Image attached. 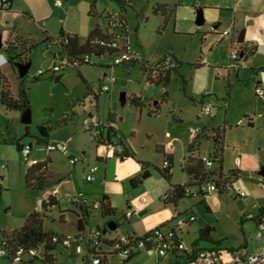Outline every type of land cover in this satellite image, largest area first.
Wrapping results in <instances>:
<instances>
[{
    "label": "rangeland",
    "instance_id": "obj_1",
    "mask_svg": "<svg viewBox=\"0 0 264 264\" xmlns=\"http://www.w3.org/2000/svg\"><path fill=\"white\" fill-rule=\"evenodd\" d=\"M57 1L10 0V2H14V7L11 12L6 10L2 12V20L0 21V33L11 30V26L6 23L9 22L10 25L15 24L20 28L26 36L32 37L41 43V45L40 43L37 44V51L34 53L32 64L26 77L28 102L32 114V122L28 126L34 132L38 125L40 126L38 123L39 116L49 113L44 107L49 95L58 113L65 108L69 110L68 103L75 104L74 111L77 127L80 126L82 119H87L90 125L92 122L91 117L87 114L92 104L90 100H94L93 96L90 95V90L93 89L98 92V82L96 80L97 76L102 75L103 71L98 63H104L112 67L113 60L116 57H121L120 53L105 54L102 57L93 56V62L97 63L95 66L88 67L84 65L81 67V69L93 72V87L86 80L84 74H82L83 79L80 78L76 69L72 67L65 68L62 81H55V78L49 79L51 71L38 76L37 80L34 79V75L39 69H47L50 65V52L52 50L53 52L61 50L60 46L53 42H47L45 45L43 41L45 31L54 37L61 32L76 34L80 42H84L89 30L96 22L101 24L103 21L106 22L104 16L106 11L120 10L118 3L113 0H60V5L57 4ZM154 1L132 0L127 14L130 26L128 48L131 52H136L139 58H147L153 64L163 60L165 55L175 53L179 60L182 61L180 73L184 75L188 85L184 87L182 79L178 75H172L168 84L150 85L141 74V65L137 63L128 67V60L126 59L115 70L117 82L114 87V97L109 100V95L104 94L99 102V107L102 116H105L111 108L119 116H123L124 119L117 121L119 128H121L130 144L135 147L138 156L150 160L153 164H160L163 160L161 153L156 150V144H159L164 137L176 139L172 181L177 182L182 178L180 163L186 153L183 143L185 142L186 144L187 140L191 138L194 129H200L201 149L205 153H209L213 149L214 141L212 136H216L218 141L222 135L224 136L225 144L228 147L227 164H232L233 162L236 153L235 146L242 148L246 143H251L252 145L259 138L260 132L258 130H248L245 116L247 114H258L263 107L262 100L256 96L254 80L257 79L261 85H264V0L260 6H257L256 1H252L253 7L251 8L254 10L252 17L249 18V13L246 14L245 10H242L239 15L241 18L244 17L249 23L250 31L248 36L256 45V53L248 56L246 61H243L240 57L235 66L236 70H229L227 66L223 65L225 58H228V49L226 50L224 46H218L217 44H213L215 50L212 53L215 56L217 55L215 59L209 58L208 65L203 67L194 66L201 56V34L199 32H190V28L193 27L194 31H210L215 23L222 22L219 27L221 29L224 26L223 20H211L209 17L205 18L204 15L205 23L197 26L195 22L196 14L194 13L196 8H193L190 4L189 6L184 5L187 2H192V0H183V6H176L171 19L164 25L161 14L155 15L152 12L151 8ZM164 1L169 2L172 7L174 3L181 2L180 0ZM203 1L206 0H200L199 2ZM226 1L222 0V3L224 4ZM230 1L235 5L237 0ZM10 2L9 0L7 3L0 0V8L8 9ZM243 4L247 8V2ZM223 12V14L228 13L227 10ZM137 26H139V40L135 32ZM158 26L162 27L161 33L156 31ZM232 38L233 47L238 48L237 44L234 45L235 36L233 35ZM227 40L228 38H225L220 43L222 45L226 44ZM48 44L52 45H49V51L45 52L44 50ZM31 48L32 45L29 44V39L25 40V58L28 57V50ZM203 48L204 52L207 53L211 50L212 44L211 46L203 45ZM43 52H45L46 56L43 55ZM217 58L218 60L221 58L223 63L216 65L214 61ZM165 71L160 70L162 76ZM158 75L157 71V77L153 81L157 82L160 79ZM12 85L15 87L14 82H12ZM7 89L11 93L9 83L7 84ZM134 92L140 95L143 100L141 107L143 110L142 119L138 117L139 107L132 106L130 101L122 102L121 100L122 93H126V96L130 98ZM203 94H206L204 101L205 105L210 106V111L203 113L200 120H198L197 116L201 113L200 111L203 107L199 100ZM155 102H157L156 105L159 109L157 111H155ZM150 108H152V114L149 115L147 111ZM178 118L180 120H177ZM10 119V111H6L0 106V147H4L3 130L12 131L15 129V123ZM242 121L243 124H241ZM22 125L21 122L20 127H23ZM132 126H134V131L136 132L134 138L130 136ZM203 127L205 132L202 131ZM205 136L208 138H204ZM27 138L34 140L32 136ZM14 154V158L9 161L11 177L6 176L3 180L0 178V228L4 230L18 229L22 226L27 214L36 207V191L26 188L23 170L19 173V165L23 169L26 162L21 153ZM119 176H121V173ZM158 183L168 185V182L159 173H151V176L145 179L144 184L130 190V193L139 195L144 191H148L152 197H156L157 192H159ZM241 185L243 183L234 184V190L238 191ZM86 190V193H83V198L87 199L90 208H93V202H100L103 193L102 188L95 184H88ZM232 195L231 190L226 194H220L218 190L209 192L206 202L211 208L210 212H207L204 205L199 202L198 196L185 200L186 205L192 207L195 211V216L198 217L197 222L194 225L192 224V226L191 224L181 225L183 243L188 250L190 243L196 237L194 234L195 230H197L198 226H205L206 224L216 227L217 236H224L223 230L229 234V239L223 241L224 244L235 245L242 240L239 223L241 216L239 204L241 201L237 198L234 200ZM156 200L159 210L153 211L152 214L155 216L166 214L167 219L165 220L170 221L172 226H177L179 220L175 218L173 208L169 206L161 208L159 198ZM242 200L246 204H250L252 197L246 196ZM99 213L100 209L94 210L92 215L98 218ZM187 214L189 216L191 213L188 212ZM115 216L118 221L127 224L124 219H121L122 209L118 210ZM91 223H94L93 218ZM70 224L71 222L68 223L66 228L68 233L73 232ZM54 227L59 231L62 230L58 222H54ZM167 255L158 264H167ZM27 257L28 255H25V258ZM62 259L63 257H59L57 264H61ZM42 263L41 258L35 259L34 264ZM0 264H7V260L0 259ZM13 264L20 263L14 262ZM134 264H157L156 256L143 252V254L138 256Z\"/></svg>",
    "mask_w": 264,
    "mask_h": 264
},
{
    "label": "crops",
    "instance_id": "obj_2",
    "mask_svg": "<svg viewBox=\"0 0 264 264\" xmlns=\"http://www.w3.org/2000/svg\"><path fill=\"white\" fill-rule=\"evenodd\" d=\"M181 2H177L173 4V7L170 6L169 2L164 0H155L152 4V12L155 15H160L162 17V21L167 23L171 19L172 15L174 14V9L176 6H183V0H180ZM200 0H192L190 3H186L184 5L189 4L196 8V11L200 8L203 9V14L205 15V18H210L211 20L215 21H224L223 28H219L222 25V22L215 23L212 26V30H197L193 27L190 28V32H199L201 34V56L197 61L200 60L201 57H204L207 61V64H203L202 66H194L195 67H203L205 65H208L209 58L215 59L217 55L215 56L212 52H214L213 44H217L218 46H224L226 50H229L230 45L232 44L231 40L233 38L227 40L226 44H221L220 42L223 41L225 38H220L221 32H223L225 29H228L232 27L233 35L235 36V41L238 43L237 45L239 47H242L245 50V54L243 52H240V57L243 59V61H246L248 56L253 55L256 53V45L254 44L253 40L250 38L249 31V23L248 21L243 17L241 18L239 15L241 11L245 10L246 14H248L249 18L252 17L254 14V10L251 8L253 5L251 4L252 1H256L257 6H260L263 3V0H237L235 5L232 4L230 0H227L224 4L222 3V0H206L203 2H199ZM208 1V2H207ZM10 2V1H9ZM149 2V0H148ZM244 2H247V8L244 7ZM7 3V2H6ZM132 3V1H131ZM131 3L129 6L126 7V9L123 11L122 18L124 20V32L125 37H129V22L127 18V14L129 12V7L131 6ZM264 5V4H263ZM14 7V2H10V6L8 9L0 8V21L2 20V12L5 10L8 12H11ZM228 7V8H226ZM156 8V12L153 10ZM192 8V9H193ZM227 10V14H223ZM115 11V10H112ZM196 11L194 12L196 14ZM31 17V16H30ZM8 26H11V30H6L2 33H0L1 39H2V48L0 49V53H3L5 56L8 57V64L3 65L0 68V91L2 89H5L7 87V84H10L11 89V96L16 99L18 97V85L19 82L23 79V81H26V77L20 78L19 73L17 70V67L13 64L14 62H26L28 60H32L34 57L35 51H37V47L40 42H37L34 38L26 36L23 31H21L20 28H18L15 24H11L9 22H6ZM205 23V22H204ZM96 24H100L105 26V21L101 23L96 22ZM198 26V25H197ZM201 26V25H200ZM94 27V25H93ZM92 27V28H93ZM138 27L135 28V32L137 34V38L139 40L138 36ZM91 28V29H92ZM90 29V30H91ZM89 30V32H90ZM157 33H161L162 27L158 26L156 29ZM241 31H244V39L242 42H238V37ZM47 32V31H45ZM88 32V34H89ZM48 33V32H47ZM49 34V33H48ZM29 39V44L32 45V48L28 50V57L25 58V40ZM87 39V38H86ZM80 41V40H79ZM85 42V41H84ZM45 45L47 44L44 42ZM83 43V42H81ZM211 50H209L207 53L204 52L203 45L211 46ZM41 45V43H40ZM49 45L48 44L46 49L44 50L49 51ZM9 46V49L15 50V56L17 58H14L11 60L9 58V52L5 50V47ZM14 47V48H13ZM43 47V46H42ZM12 51V50H11ZM45 52H43V55H45ZM59 53V51L53 50L50 52V58L51 63L47 67V69H43V71L46 73L47 71H50L52 67L58 63L57 55L55 54ZM204 55V56H203ZM46 56V55H45ZM166 57H171L173 60L179 61L180 65L178 67V72H171L170 79L172 75H178L180 73V68L182 66V61L179 60L178 56L173 54H167L164 56L163 60L166 59ZM20 58V59H19ZM46 59V57H44ZM221 60V58H219ZM0 60H2V57L0 56ZM163 60L151 63L149 59L139 58V56L135 55L133 58L127 61V66H134L135 64L139 63L141 66V74L146 78L148 71L143 72L142 67L143 64L141 62L146 63V67H152ZM218 58L214 61L216 65H220L223 63V65L227 66L229 70L234 69L236 70V67H228V60L225 58V60L222 62ZM241 61V60H240ZM123 63V62H122ZM121 63V64H122ZM116 65L113 68V72L115 73V70L121 65ZM88 67H92L95 65L90 64H84ZM78 67L76 69V72L78 71L81 74H84L86 77V80L91 83V87H93V72H90L87 69H81L82 66ZM99 67L103 69L102 75L97 76V82H98V92H95L92 88L90 90V95L93 96L90 100L91 108L88 112V116L91 117L92 112H95L96 110L99 113L101 125L100 126H107L111 125L115 127L118 130V133L120 137L122 138V142L124 143L125 147L133 153L134 157H125L120 158L119 154L121 152H118L116 149H113L111 147H108L107 145L103 143H98L94 138L93 134L97 131V128L92 125V123H88L87 119H82L80 126L77 127L76 125V114L74 111V105L68 103V109L66 108L60 111L59 113L53 106V101L51 100V96H48V101L46 104H44L45 109L49 111L48 114H43L39 116L38 123L40 125H46L47 127L51 128V132L49 135L48 142H64L67 145V151L62 152L60 150H52L47 151L45 148V143L39 142L38 139H36L34 136L37 135V129L36 131H32L30 128V135L25 136L26 127L29 124H24L22 122V114L23 112L19 109L15 108H7L1 101L0 106H2L6 111H10V116L12 121L15 123V129L14 130H3L2 138L4 142V147H0V178L3 180L6 176L9 178L11 177L10 172V164L9 161L14 158V153H21V150H18L16 147V142L19 141L21 144V147L24 145L29 144L31 146L28 160H25L24 155L22 154L26 165L23 167V169L19 165V173H21V170L23 175L25 176V186L26 188L32 189L36 191L35 198L37 199L41 195H47L52 192V190L56 189L58 192L56 195L51 196L54 200V205L48 207V210L46 212L47 216L44 220V229L45 230H53L57 234H76L78 232L77 230V220L79 217L82 216V209L78 204L73 203L70 199L66 198V193H76L77 191H82L83 193H86V188L88 184H95L96 186H101L102 188V196L104 194L108 195L111 206L114 208V214L111 216H103L101 213V207L100 202L102 199V196L100 198V202L98 203L99 206L96 208H90L89 203L87 202V199H85V205L87 207L88 211V218H87V225H85V228H102L107 225V223L110 220H115V222L118 223V226L115 230L107 231V234L109 237H114L121 233H129L136 236H143L147 232L157 228L162 227L164 230L170 229L172 227V224L170 221H166L167 215H153L152 212L155 210H159V207H157V198H159V201L161 203V208H167L172 207L173 212L180 211L181 215L185 218L189 217L191 214L195 215V211L192 207H188L186 205L185 200L188 198H193L198 196L199 202L201 203V196L196 194L197 186L191 185L189 189L193 192V196L183 198L180 200L176 205L172 203H165L161 200V193L162 196L164 193L168 190L170 187V183H179L184 184L190 181V176L183 170V160L188 155V146L192 142L193 138L195 136L198 137L197 139V145H195V151L192 156H196L198 153L201 155H214L216 162L215 165L220 164L221 172L224 174V176L228 179V181L233 185L234 184H240L243 183V185L240 186V189L238 192H244L243 196H240L238 194L232 195L233 199L241 201L240 205V230L242 235V240L238 244H224L223 241L229 239V234L223 230L224 236H217L216 233V227L211 224H206L205 226H198L197 230H195V239L190 243L189 250L185 246L184 251H170L167 253V264H202L200 261H196V255L198 251L201 249H211L215 252H217L220 256V258L227 263L232 264L233 263V256L234 253L238 252L241 254H250L257 250L258 248V242L254 238V232L257 227L258 221L262 216L257 215V211L261 206H264V175H261L260 172L264 169V104L262 102V109L261 112H258V114H247L245 117L247 119V126L248 130H258L260 132L259 138L251 145V143H246L242 148H239L238 146H235L236 153L233 158L232 164H227L228 162V156H227V149L228 147L225 144L224 136L222 135L221 138H219V141L216 136H212L213 138V149L209 153H205L201 149V142H200V129H194L191 138L187 140L186 144L183 143V147L186 149V153L182 158V161L180 163V169L182 173V178L174 182L172 181V178L170 181L166 180L160 172L155 168L162 167L163 161L166 158V154H170L172 156V177H173V168H174V157H175V140L172 137H164L162 141L159 144H156V150L157 152H160L162 155V162L160 164H153L150 160L144 159L142 157H139L136 153L135 147L130 144L128 139L125 137L123 131L121 128H119L117 121L120 119H124L123 116H119V114L110 109V111L105 115H101L99 102L104 94L109 95V100L114 97V87L117 82V78L115 83L113 84L112 88L108 92H100V87L105 82V78L107 74H109L112 71V67L104 64V63H98ZM7 66V67H6ZM240 66V65H239ZM241 67V66H240ZM5 69V70H3ZM42 70V69H39ZM38 70V71H39ZM65 71V70H64ZM29 73V72H28ZM38 73V72H37ZM35 74L34 79H38L39 75ZM181 74V73H180ZM79 75V73H78ZM183 75V74H181ZM42 76V75H41ZM58 76H60L59 79H56ZM83 76V75H82ZM179 76V75H178ZM184 76V75H183ZM80 77V76H79ZM51 78H55V81H62L63 78V72H57V73H51ZM81 78V77H80ZM185 78V77H184ZM83 79V78H82ZM170 79L167 83H164L161 80H158L157 82L148 81L150 85H161L162 84H168L170 82ZM255 81V87L257 84H260L259 80ZM12 82H14L15 87L12 85ZM160 82V83H159ZM188 85V81L186 83V86ZM184 86V85H183ZM185 86V87H186ZM264 86V85H262ZM28 95V94H27ZM206 94H203L205 96ZM257 96V95H256ZM201 97V99H202ZM135 98L138 99L140 106H136L131 103V99ZM205 98V97H204ZM204 98L202 99V102H199L203 105L201 108V113L198 114V120H200L201 116L204 112V106L205 101ZM200 99V100H201ZM199 100V101H200ZM134 107H139V118L142 119L143 116V110H142V97L138 95L136 92L132 93L130 98L126 96V101L129 102ZM81 103V102H80ZM84 104V102L82 101ZM157 102L154 103L156 105ZM156 105L155 111L159 110ZM147 113L150 115L152 114V108L148 109ZM177 120H180L179 118ZM22 122V126L20 127V124ZM31 122H32V114H31ZM243 124V121L241 122ZM39 126V125H38ZM89 126V128H87ZM205 128L203 127L202 131H204ZM134 126H132L130 130V136L134 138L135 135ZM169 133V132H167ZM195 134V135H194ZM34 137V140L29 139L27 137ZM150 138V136H149ZM208 138V137H204ZM169 140H173L174 142V148L172 150L166 149V143ZM47 142V143H48ZM159 150V151H158ZM71 156H79L80 161L76 164H71L69 161V157ZM138 161L147 162L150 163L148 166H142ZM135 162V163H133ZM3 163H6V168H1V165ZM90 165H96L97 171L95 172V178L92 182H86L85 181V173L88 170V167ZM28 167V168H27ZM153 167V169H152ZM145 171L149 173V175H145ZM121 173V176H119ZM151 173H159L164 180L168 182V185H164L161 183H158L157 187L159 188V192H157L156 197H152L148 191H144L139 195L130 193V190L135 189L142 184H144L145 179L149 178L151 176ZM27 176H28V183L29 186H27ZM139 177L141 179V182H139L136 186H133L131 183V179ZM247 186V187H246ZM248 188V189H247ZM249 190V192H248ZM219 192V191H218ZM220 194H226L227 191H220ZM250 193V194H249ZM246 196L252 197V202L250 204H246L242 198ZM207 196L205 197L206 200ZM71 202V203H70ZM97 203V202H93ZM36 204V201H35ZM203 204V203H202ZM207 204V202H206ZM204 205V204H203ZM208 208L205 207L207 212L211 211L210 206L207 204ZM133 207H137L141 210L140 215L134 216L131 218H126L124 216V213L127 209ZM251 207V208H250ZM100 209L99 217L92 215V212L94 210ZM122 209V218L127 223H121L118 221L115 217L116 212L118 210ZM34 210H37V207H34ZM30 211L27 216L32 212ZM124 211V212H123ZM169 212V211H168ZM188 212L191 214L188 216ZM26 216V217H27ZM93 216V217H92ZM25 217V219H26ZM92 218L94 219V223H91ZM24 219V220H25ZM198 220V217L196 216L195 221L187 223L188 225L196 223ZM166 221V222H165ZM54 222H58L59 226L62 230H57L54 227ZM71 222V228L73 229L72 233L66 232V228L68 227V223ZM125 225V226H124ZM211 226L213 227L212 232L209 235V238L201 239L199 238L200 230ZM237 226V225H236ZM21 227V226H20ZM123 227V228H122ZM125 227V228H124ZM1 229V228H0ZM122 229V230H121ZM4 230V229H2ZM177 230V237L179 240L183 242V229L180 227L176 228ZM7 232H10L12 230H5ZM250 236V241H249ZM147 253L149 255H155L157 264L158 262H162L165 257L158 256L155 252L149 251V250H141L134 255H132L129 259L122 260L117 255H112L108 257L106 264H134L141 254ZM49 253H52L55 257V264L58 263L59 257H63V261L61 264H85L83 255H77L72 256V252L70 249H62L59 246H56L52 251H49ZM76 255V254H75ZM193 255V256H192ZM166 256V255H165ZM0 259L7 260V264H13L14 262H10L7 258L0 257ZM38 259V258H37ZM24 263L20 264H34L35 259L32 260V258H25ZM17 263V262H16ZM43 264V263H42ZM86 264H92V263H86Z\"/></svg>",
    "mask_w": 264,
    "mask_h": 264
},
{
    "label": "built area",
    "instance_id": "obj_3",
    "mask_svg": "<svg viewBox=\"0 0 264 264\" xmlns=\"http://www.w3.org/2000/svg\"><path fill=\"white\" fill-rule=\"evenodd\" d=\"M7 2L8 0H1ZM57 4H61V1L58 0ZM106 22L105 26L109 29L110 36L107 38H103L102 40H97V42L104 47L105 49H111L115 53H120L121 57H116L113 60L112 71L107 74L105 78L104 84L100 87V92H108L111 90L113 84L116 81V75L113 72V68L116 65L121 64L124 60H130L135 55L138 54L136 52H131L128 48V39L125 37L124 32V20L122 18V13L119 10L115 11H106L104 13ZM233 33L232 27L225 29L221 34L220 38H229L231 39V35ZM232 42V40H231ZM238 44L234 41V45ZM240 47H233L231 44L228 50V67L232 68L236 66V63L240 59ZM58 63L55 64L52 69H50L51 73H57L60 71H64L65 68L72 67L78 68L82 64L92 63L93 55L87 53L81 56L69 55L62 50L59 51L57 55ZM200 63L207 64V61L204 57L201 58ZM176 65L175 60L171 57H166L165 60L161 62L159 66H152V71L148 73L147 79L148 81H153L156 78V73L159 69H169ZM39 76L44 75L45 72L43 70H39L37 73ZM255 93L257 97H259L264 104V87L262 85L257 84L255 87ZM210 111V106H204V112ZM91 123L94 127H101V121L98 111L91 113ZM98 131V130H97ZM195 135V134H194ZM166 149L172 150L174 148L173 140H169L166 143ZM108 147L116 149L118 152H122V146L118 144H109ZM45 148L47 151L52 150H60L62 152L67 151V145L64 142H48L45 144ZM31 146L29 144L21 147V152L24 155L25 160H28L29 152ZM202 160L206 169H212L215 164V158L212 156L204 155L202 156ZM69 161L71 164H76L80 161L79 156H71L69 157ZM168 159L165 158L163 161V166L168 165ZM6 163L1 165V168H6ZM96 165H90L88 170L85 173V181L92 182L95 178V172L97 171ZM220 186L226 188L228 191L237 192L238 195L243 196L244 192L234 190V187L231 183L224 182V179H220V185L216 183V181H211L207 184L204 189L205 195H209V192L220 189ZM57 190H52L51 193L47 195H41L36 199V207L37 209H41L42 206L49 200V198L53 195L57 194ZM66 198L70 199L73 203L78 204L79 206L85 205V199L83 198V192L77 191L76 193H66ZM98 203H94L93 207H98ZM141 210L137 207H131L127 209L124 213L126 218H131L134 216L140 215ZM175 218L179 220V224L177 226H172L168 230H164L162 227H157L143 236H136L129 233H121L114 237H109L107 232H104L102 228H85L81 234H55L52 236V242L59 243L63 246L70 247L72 243H75L80 240V243L76 246V251L86 255L89 251H92L91 255V263L92 264H100L104 259L108 258L107 253H113L119 256L122 260L129 259L135 253L141 250H149L155 252L158 256L163 257L167 255L170 251H184L185 244L176 238L174 230L181 225L187 224L189 222H193L196 219L194 214H191L189 217H183L180 212H175ZM254 238L258 242V248L256 251L250 254H241L234 253L233 263L232 264H264V218L258 222L257 227L254 232ZM104 242L110 243L109 248H105ZM9 243L6 239L0 240V257H4L9 259L12 262H25V255H28L29 258H34L38 256L40 253L39 247H25L18 246L16 249H11L9 247ZM105 246V247H104ZM196 261H200L202 264H230L224 262L219 254L211 249H201L198 251Z\"/></svg>",
    "mask_w": 264,
    "mask_h": 264
},
{
    "label": "trees",
    "instance_id": "obj_4",
    "mask_svg": "<svg viewBox=\"0 0 264 264\" xmlns=\"http://www.w3.org/2000/svg\"><path fill=\"white\" fill-rule=\"evenodd\" d=\"M10 1V0H9ZM12 1V0H11ZM116 1L120 7V12L124 11L127 6L130 5L132 0H113ZM156 12V8L153 9ZM110 36L109 29L106 26L95 24L94 27L90 30L87 39L85 42L81 43L79 41V38L76 34H69L65 32H61L58 36L54 37L47 32L44 33L43 41L44 42H53L54 44L60 46L61 50L63 52L68 53L69 55H76L81 56L84 54H91L93 56L102 57L105 54L112 55L114 52L111 49H105L102 47L97 40H102L103 38H107ZM9 46L5 47V50L9 52V58L13 60L14 58H17L15 56V50L9 49ZM14 48V47H13ZM12 50V51H11ZM240 50L245 54L244 48L240 47ZM59 53L55 54L58 55ZM14 56V58H13ZM202 58V57H201ZM200 58V60H201ZM20 59V58H19ZM200 60L195 63V66H202L203 64L200 63ZM143 64L142 70L143 72L148 71L150 73L152 71V68L146 67V63L143 61L141 62ZM176 65L169 69H159V77L161 81L164 83H167L170 79L171 72H178V67L180 65L179 61L175 60ZM90 65H95L97 63H85ZM161 64L158 63L155 66H159ZM84 65V64H82ZM77 69V68H76ZM163 70H166L165 73L162 76ZM79 76L83 78L82 74L78 71ZM179 77L182 79L184 87L186 86L187 80L184 78L183 75L180 73L178 74ZM148 80V79H147ZM160 83V82H159ZM205 96L202 97V99ZM202 99L199 102H202ZM0 101L7 107V108H15L19 109L20 111L24 112L26 108H29V102H28V95H27V87H26V81L24 82L23 79L19 82L18 85V97L14 99L11 96V93L8 91L7 87L5 89H2L0 91ZM131 103L140 106L138 99L132 98ZM98 131H96L93 134V138L98 143H103L105 145L109 144H118L122 146V152L119 154L120 158L125 157H134L133 153L130 152L122 142V138L120 137L118 130L111 126L110 124L107 126H101L97 128ZM51 132V128L47 127L46 125H40L37 128V135L34 136L36 139H38L39 142L47 143L49 139V135ZM30 135V130L27 125L25 136ZM197 139L198 137L195 136L192 140V142L188 146V155L183 160V170L187 172V174L190 176V181L184 184L179 183H170V187L168 190L164 193L161 200L165 203H172L177 204L180 200L183 198L191 197L193 196V192L189 189L191 185L197 186L196 194L200 195L201 203L205 205L206 208H208L206 204L205 197L208 195H205L204 189L206 188L207 184L211 181H216L220 185V179H224V182L230 183L228 179L224 176V174L221 172L220 164L213 166L212 169H206L202 160L201 154H197L196 156H192L194 154V151L196 150L194 147L197 145ZM16 147L18 150H21V144L19 141L16 142ZM214 157V155H210ZM166 158L168 159V165L162 167H155L160 174L168 181L172 178V156L170 154H166ZM215 158V157H214ZM142 166H148L150 163L138 161ZM216 162V159H215ZM145 175H149L147 171L144 173ZM28 176H27V186H29L28 183ZM139 182H141V179L139 177H135L131 179V183L133 186H136ZM227 191L226 188H223L220 186V189L218 191ZM233 195H236L237 192L233 191ZM54 205V200L52 197L49 198L47 202L42 206L41 209H37L32 211L24 220L21 227L18 229H14L10 232H7L5 230L0 229V235L1 239H6L9 245L11 246V249H16L18 246H25V247H39L40 253L38 256H35L33 259L41 258L43 261V264H55V257L52 253H49V251H52L56 246H59L62 249H70L72 252V256L77 255H83L84 263H91V255L93 254L92 251H89L86 255L81 254L76 251V246L80 243V240L72 243L70 247L63 246L59 243L52 242L51 238L53 235L57 234L53 230H45L44 229V220L47 216L46 212L48 210V207ZM82 209V216L78 218L77 220V230L78 234H81V232L85 229V225H87V218H88V211L86 206H80ZM101 213L103 216H111L114 214V208L111 206L110 200L108 195L104 194L102 196L101 202ZM180 212V211H178ZM181 214V212H180ZM258 216H262L259 221H261L264 218V206H261L257 211ZM258 221V222H259ZM213 227L207 226L200 230L199 238H209L210 233L212 232ZM174 233L177 237V230H174ZM179 240V239H178ZM105 248H109L110 243L104 242ZM9 246V247H10ZM76 254V255H75ZM108 257L115 255L113 253H107ZM193 256V255H192ZM32 259V260H33ZM9 260V259H8ZM107 259H104L100 264H106ZM21 263H24L21 262Z\"/></svg>",
    "mask_w": 264,
    "mask_h": 264
},
{
    "label": "water",
    "instance_id": "obj_5",
    "mask_svg": "<svg viewBox=\"0 0 264 264\" xmlns=\"http://www.w3.org/2000/svg\"><path fill=\"white\" fill-rule=\"evenodd\" d=\"M195 22L198 26L203 25L205 22V18H204V14H203V9L200 8L196 11V19ZM244 39V31H241V33L239 34L238 37V42H242ZM2 48V39L0 36V49ZM15 65V67H17L18 73H19V77L23 78L26 77L28 75L29 69L31 67V60H28L26 62H14L13 63ZM60 76H58L56 79H59ZM121 100L122 102L126 101V93H122L121 94ZM91 114V113H90ZM22 122L24 124H29L31 123V109L26 108L22 114ZM261 175H264V169L262 170V172H260ZM118 226V223L115 222V220H110L107 225L104 227L103 231L107 232V231H112L115 230Z\"/></svg>",
    "mask_w": 264,
    "mask_h": 264
},
{
    "label": "clouds",
    "instance_id": "obj_6",
    "mask_svg": "<svg viewBox=\"0 0 264 264\" xmlns=\"http://www.w3.org/2000/svg\"><path fill=\"white\" fill-rule=\"evenodd\" d=\"M0 56L2 57V60H0V68L5 65V64H8L9 61H8V57L5 56L3 53H0Z\"/></svg>",
    "mask_w": 264,
    "mask_h": 264
},
{
    "label": "flooded vegetation",
    "instance_id": "obj_7",
    "mask_svg": "<svg viewBox=\"0 0 264 264\" xmlns=\"http://www.w3.org/2000/svg\"><path fill=\"white\" fill-rule=\"evenodd\" d=\"M121 13L123 14V11Z\"/></svg>",
    "mask_w": 264,
    "mask_h": 264
}]
</instances>
